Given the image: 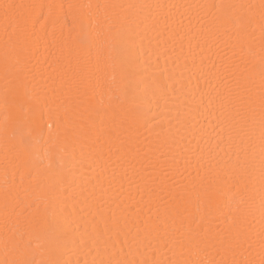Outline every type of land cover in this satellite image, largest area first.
<instances>
[{"label": "snow or ice", "instance_id": "snow-or-ice-1", "mask_svg": "<svg viewBox=\"0 0 264 264\" xmlns=\"http://www.w3.org/2000/svg\"><path fill=\"white\" fill-rule=\"evenodd\" d=\"M64 7L31 0L0 3L5 37L4 87L0 92V163L4 175L0 189V248L5 259L0 264H72L65 259L67 241L79 231L83 214L93 205L101 213L107 204L104 193L112 187V182L118 179L122 185L132 177L142 182V190L150 201L162 200V194L166 193L164 218L149 215L144 219L139 214L133 218L126 209L129 214L122 219L108 207L102 228L91 235L84 232L79 235L77 250L87 247L94 253L92 260L85 264H264V0L259 4H69L72 22L68 26L60 22ZM193 9L202 13L197 22L201 27L208 26V34L228 37L225 47L231 54L211 60L207 71L197 76L196 89L190 90L193 103L188 114L215 110L217 128L224 133L217 140L216 150L224 151L222 144L227 142L235 159L220 163L212 153L206 155L199 150L184 157L183 171L161 169L157 172L153 168L144 170L147 175H143L133 168L129 177V169L118 176L112 167L125 158L126 153L118 152L116 161L110 157L105 161L106 167H112L108 189L101 186L99 197L95 190L83 193L79 208L64 211L61 234L53 239L48 227L49 209L61 205L66 209L69 190L76 182L73 169L85 163L91 167L103 159V154L96 148L101 135L92 138L94 122L72 138L61 131L59 123H50L41 155L34 158L35 114L55 96V90L41 86L45 77L41 74L37 78L38 71L29 55L39 42L36 24L42 21L41 30L46 32L50 27L54 36L59 31L55 40L57 63L77 104L87 105L89 111H102L111 120L119 117V125L130 129L142 106L169 91L160 83L163 71L149 72L147 68L141 71L138 67L133 39L136 30L144 25L146 30L157 31L158 36L183 40L186 22L189 30L192 26ZM161 20L163 32L158 28ZM257 28L259 44L254 38ZM257 66L260 69L258 91ZM98 73L103 74L109 93V102L102 109L92 104L96 87L101 86ZM133 85L137 90L130 94ZM171 94L175 95L174 89ZM103 124L104 119L101 130L107 138L104 142L108 143L111 132L103 129ZM257 162L258 207L251 194ZM193 165L195 175L191 181L181 184L175 179L177 175L183 177ZM208 185L227 188L231 193L227 211L222 213L227 228L215 234L188 215L193 198L197 203L206 201L209 207L218 209L220 191L210 190ZM120 207L116 205L117 209ZM257 213L258 232L254 231L253 223ZM89 215V223H95L96 216L90 211ZM199 252L210 258H199Z\"/></svg>", "mask_w": 264, "mask_h": 264}, {"label": "bare ground", "instance_id": "bare-ground-1", "mask_svg": "<svg viewBox=\"0 0 264 264\" xmlns=\"http://www.w3.org/2000/svg\"><path fill=\"white\" fill-rule=\"evenodd\" d=\"M4 2H29V0H0ZM31 2L43 4H63L65 7L60 15V22L68 26L72 22L71 10L68 9L69 4H102L105 2L116 4H213L229 2L235 4H259L260 0H31ZM247 12L248 10H243ZM254 13L255 10H252ZM202 15L200 10H192V26L189 30L186 22L185 35L183 40L173 37L166 39L163 36H158L155 30H146L144 25H141L134 34V55L138 62V67L141 71L145 68L151 72L153 69L163 71L164 76L161 78V86L169 89L168 93L163 96H158L153 99L151 104L142 106L136 116L135 123L132 128L119 125V117L115 120L105 118L103 112H94L87 109V105H78L75 100V94L66 85L64 78L60 75V67L57 63V47L55 44L56 38L59 36V31L55 36L52 29L49 27L47 31L41 30V22L36 24V32L39 37L38 44L29 54L32 64L35 65L38 75L42 74L45 80L42 82V87L48 88L50 91L55 90V96L46 105H43L35 114L34 120L37 127V138L33 144L34 158L41 155V146L44 140L47 139L49 130L48 124L61 125V131L69 138H72L81 128L85 130L95 123V128L92 138L95 135H101V141L97 144V151L103 154V159L93 164L91 167L88 163L83 166H77L73 169L75 175V185L69 190L66 209L64 205L56 208H50L48 211V227L50 236L55 239L61 234L60 221L64 211H71L73 207H80V200L84 198L83 193L96 191L97 197L100 196V189L103 186L108 189V182L111 177L112 167H115L117 174L123 172L124 169H129L128 176L132 177V169L141 171L143 175H147L148 170L153 168L159 172L161 169H178L184 170V157L189 152L203 150L207 155L212 153L216 160L220 163L235 159L234 152L230 150L227 142L222 144L224 151L217 152L216 143L220 133L217 128V119L213 112L189 113V107L193 103L191 91H195L197 84V76L202 72L207 71V66L211 60L218 57L230 55V51L225 47L226 36L215 37L208 34V26L197 22V17ZM258 21V16H257ZM158 28L163 32V20L158 25ZM255 42L259 44L260 33L257 28L255 32ZM4 31L2 22H0V92L4 87L2 57L4 53ZM127 49L124 50L126 56ZM175 61V63H174ZM203 61V63H202ZM259 67L256 68V89L259 88ZM171 75V79H169ZM98 78L101 81V86L96 87L95 96L92 104L97 109H102L108 104L107 85L104 83L102 73H98ZM190 81V82H189ZM95 83V81H94ZM175 90V95H172V90ZM137 89L135 85L130 89V94H133ZM104 119L103 129H108L111 132L110 142L105 143L106 137L102 135L101 120ZM188 121L187 125L184 123ZM55 127L53 131L55 132ZM182 138V139H181ZM175 143L173 144V141ZM161 145L164 148L161 149ZM168 145H172L169 149ZM188 150V151H186ZM125 154L122 161L116 162L112 167H106L105 161L111 158L116 161L117 153ZM80 149L76 147V155L79 159ZM179 161V163H176ZM259 164L254 173V189L251 194L254 196L257 207L260 199V183H259ZM191 173L192 175H188ZM195 175V167L189 166L183 177L176 176L181 184L191 181ZM17 183L20 177L17 175ZM4 175L3 165L0 163V189L3 187ZM169 183H172L170 180ZM138 185L140 188L138 189ZM210 190H219L220 198L218 209L209 207L208 203H197L195 198L188 209V215L191 220L196 223H203L212 234L218 231H223L227 228L224 222L222 213L227 211L226 205L229 201L231 193L227 188L221 187L216 189L215 186H206ZM163 199L157 201L155 198L149 200V196L142 190V182L135 177L131 181L125 180L121 182L117 179L112 182V187L104 193V199L107 201L105 208L101 213H98L93 205L87 210L80 220V229L71 239L67 241V249L65 259L72 261V264H85V261H91L94 253L90 252L87 247L77 250L79 245V235L81 232L93 234L96 230L103 227V221L108 207H111L117 216H128L131 211V216L134 218L137 214L141 218L146 219L149 215L155 217L160 215L163 219L164 205L167 201V195L162 194ZM120 204L119 209L116 205ZM43 207V206H42ZM96 216L95 223H89L91 216ZM0 217H2V206H0ZM255 224L254 231H259V214L253 221ZM195 227V224L192 225ZM197 251L194 249V252ZM199 258L206 257V254L199 252ZM219 259V257H216ZM5 259V254L0 248V260Z\"/></svg>", "mask_w": 264, "mask_h": 264}]
</instances>
